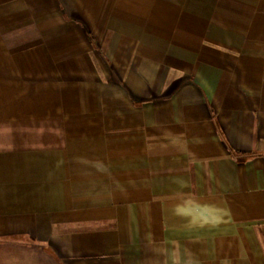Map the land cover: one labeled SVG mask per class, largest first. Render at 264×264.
Wrapping results in <instances>:
<instances>
[{
  "label": "crops",
  "instance_id": "1",
  "mask_svg": "<svg viewBox=\"0 0 264 264\" xmlns=\"http://www.w3.org/2000/svg\"><path fill=\"white\" fill-rule=\"evenodd\" d=\"M0 264H264V0H0Z\"/></svg>",
  "mask_w": 264,
  "mask_h": 264
}]
</instances>
